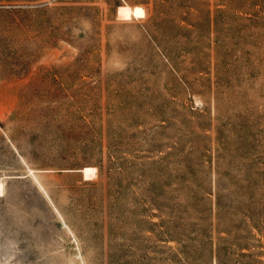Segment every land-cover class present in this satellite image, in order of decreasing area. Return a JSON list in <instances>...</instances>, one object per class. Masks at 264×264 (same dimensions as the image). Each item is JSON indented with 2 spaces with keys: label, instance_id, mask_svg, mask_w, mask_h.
<instances>
[{
  "label": "rangeland",
  "instance_id": "obj_1",
  "mask_svg": "<svg viewBox=\"0 0 264 264\" xmlns=\"http://www.w3.org/2000/svg\"><path fill=\"white\" fill-rule=\"evenodd\" d=\"M0 264H264V0H0Z\"/></svg>",
  "mask_w": 264,
  "mask_h": 264
},
{
  "label": "bare ground",
  "instance_id": "obj_2",
  "mask_svg": "<svg viewBox=\"0 0 264 264\" xmlns=\"http://www.w3.org/2000/svg\"><path fill=\"white\" fill-rule=\"evenodd\" d=\"M84 173L86 176L95 175L97 173V169L95 167H86L84 169Z\"/></svg>",
  "mask_w": 264,
  "mask_h": 264
},
{
  "label": "clouds",
  "instance_id": "obj_3",
  "mask_svg": "<svg viewBox=\"0 0 264 264\" xmlns=\"http://www.w3.org/2000/svg\"><path fill=\"white\" fill-rule=\"evenodd\" d=\"M137 9H140V10H142V12H143V15H142V16H139V15L136 13L137 18H143V17L146 16V13L143 11L142 8L138 7ZM122 11H124V9H122V8H118V10H117V12H118V16H119V14H120Z\"/></svg>",
  "mask_w": 264,
  "mask_h": 264
},
{
  "label": "snow or ice",
  "instance_id": "obj_4",
  "mask_svg": "<svg viewBox=\"0 0 264 264\" xmlns=\"http://www.w3.org/2000/svg\"><path fill=\"white\" fill-rule=\"evenodd\" d=\"M136 13H137L139 16H142V15H143L142 10H140V9H137V10H136Z\"/></svg>",
  "mask_w": 264,
  "mask_h": 264
}]
</instances>
